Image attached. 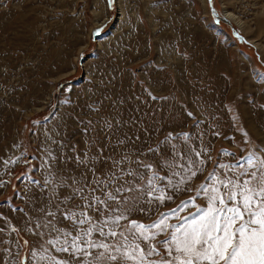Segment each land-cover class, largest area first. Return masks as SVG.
Listing matches in <instances>:
<instances>
[{
  "label": "rangeland",
  "instance_id": "1",
  "mask_svg": "<svg viewBox=\"0 0 264 264\" xmlns=\"http://www.w3.org/2000/svg\"><path fill=\"white\" fill-rule=\"evenodd\" d=\"M211 6L242 24L217 19L207 0H114L111 7L108 0H0V264H37L31 252L42 241L28 222H43L38 209L57 211L71 193L45 184L79 176L83 166L69 157L87 161L104 149L113 160L127 155L125 168H135L138 156L158 164V156L139 153L169 132L190 133L188 146L207 147L212 160L186 186L193 191H169L174 199L154 203L149 215L132 213L151 223L195 195L218 160L233 162L221 149L264 156V0ZM109 168L111 161L96 164L101 175Z\"/></svg>",
  "mask_w": 264,
  "mask_h": 264
},
{
  "label": "snow or ice",
  "instance_id": "2",
  "mask_svg": "<svg viewBox=\"0 0 264 264\" xmlns=\"http://www.w3.org/2000/svg\"><path fill=\"white\" fill-rule=\"evenodd\" d=\"M113 3L108 0L110 7ZM190 135L169 132L147 153H139L158 156V164L138 156L133 162L135 168H125L122 165L129 160L127 155L113 160L104 155V149H98L99 155L93 157L85 153L87 161L79 155L69 157L83 168L79 176L67 174L58 182L45 179V184L52 183L54 189L72 191L59 198L57 211L46 206L38 209L43 222L37 219L33 228L29 220L26 230L42 241L31 252V259L37 264H264V156L258 155V150L236 157L221 149L223 156L234 158L233 162L218 160L205 182L195 189V195L167 212H158L151 223L131 218L137 211L149 215L154 203L172 201L169 191H193L186 186L203 173L212 157L207 147H189ZM244 135L247 137L246 132ZM181 137L183 147L175 143ZM140 139L136 136L133 142ZM125 142L118 141L121 145ZM56 159L53 157L54 162ZM109 161L112 168L103 175L97 172V163L107 165ZM4 183L0 182V187ZM199 198L205 200L204 205L196 203ZM76 199L80 202L67 206ZM189 207L195 211L181 215ZM65 223L67 227L59 226ZM12 231L17 229L13 227ZM53 252L68 254L71 259Z\"/></svg>",
  "mask_w": 264,
  "mask_h": 264
},
{
  "label": "bare ground",
  "instance_id": "3",
  "mask_svg": "<svg viewBox=\"0 0 264 264\" xmlns=\"http://www.w3.org/2000/svg\"><path fill=\"white\" fill-rule=\"evenodd\" d=\"M214 12H215V9H214ZM224 12V14L223 13H221V15H222V17H223V22H225V23H228V24H230V21H233V22H235V23H237V24H242L241 22H240V20H239V18L238 17H236L235 15H233L232 13H230V12H228L227 10H225V11H223ZM216 13V12H215ZM243 38V37H242ZM250 39V40H249ZM248 40L247 39H245V38H243V40L245 41V42H248V43H250V44H252V46H254V44H255V46L257 45L258 46V48L260 47L259 46V44H258V42L256 41V40H254V39H251V38H249ZM253 42V43H251V42ZM254 46V47H255Z\"/></svg>",
  "mask_w": 264,
  "mask_h": 264
},
{
  "label": "water",
  "instance_id": "4",
  "mask_svg": "<svg viewBox=\"0 0 264 264\" xmlns=\"http://www.w3.org/2000/svg\"><path fill=\"white\" fill-rule=\"evenodd\" d=\"M207 3L209 4V8H210L211 13H213V14L217 17V19H219L220 21H222V20H223L222 15H218V14H216V13L214 12V9H213V7L211 6V3H209V0H207ZM233 31H234L233 33H234L236 36H238V37L241 36V35H240V32L237 31L236 29L233 30ZM240 38H241V37H240ZM241 39L243 40V38H241Z\"/></svg>",
  "mask_w": 264,
  "mask_h": 264
}]
</instances>
